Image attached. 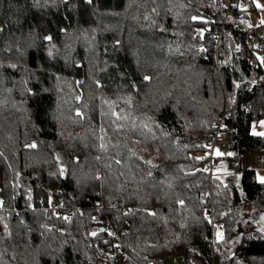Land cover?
I'll use <instances>...</instances> for the list:
<instances>
[{
    "label": "trees",
    "instance_id": "16d2710c",
    "mask_svg": "<svg viewBox=\"0 0 264 264\" xmlns=\"http://www.w3.org/2000/svg\"><path fill=\"white\" fill-rule=\"evenodd\" d=\"M231 4L0 0V264H163L210 238L264 264V183L200 170L221 127L233 160L264 151L255 9Z\"/></svg>",
    "mask_w": 264,
    "mask_h": 264
},
{
    "label": "rangeland",
    "instance_id": "374dc122",
    "mask_svg": "<svg viewBox=\"0 0 264 264\" xmlns=\"http://www.w3.org/2000/svg\"><path fill=\"white\" fill-rule=\"evenodd\" d=\"M250 13V26L256 29L258 35L262 34L264 32V9H260L259 12L252 10ZM257 132L259 136L264 137V129H258ZM231 156L226 130L221 127L213 136L210 149V159L217 165L214 175L217 177L237 175L238 171L252 169L256 173V180L264 183L262 182L264 181V151L260 154H245L239 160H233ZM174 262L175 258L169 257L163 264H174Z\"/></svg>",
    "mask_w": 264,
    "mask_h": 264
},
{
    "label": "built area",
    "instance_id": "2783aa9c",
    "mask_svg": "<svg viewBox=\"0 0 264 264\" xmlns=\"http://www.w3.org/2000/svg\"><path fill=\"white\" fill-rule=\"evenodd\" d=\"M231 1L228 0L223 3V6L226 8V15H229L230 11H232L233 7L231 6ZM252 44L255 46V48L259 51L264 52V34L256 33L252 35ZM264 122L259 121L256 123L257 127L263 126ZM220 125V123H219ZM218 131V129H217ZM208 147L206 149V152L203 154V158L205 159V162L200 166V170L206 171L210 178H212L214 175V171L217 170V165L214 164L213 161L210 159V149L212 147L213 143V136L208 138ZM207 205L203 211L206 213L207 218L211 219V200H207ZM206 203V204H207ZM113 236H117V233H112ZM209 241V245L207 249H204L203 255L201 257L198 256H190V257H181V256H173L172 258H175L174 264H180L181 262L183 264H218L217 262V255L216 250L214 248L213 239H207ZM168 258L164 259L167 260Z\"/></svg>",
    "mask_w": 264,
    "mask_h": 264
},
{
    "label": "crops",
    "instance_id": "0c3cea01",
    "mask_svg": "<svg viewBox=\"0 0 264 264\" xmlns=\"http://www.w3.org/2000/svg\"><path fill=\"white\" fill-rule=\"evenodd\" d=\"M226 1H228V0H222L223 3L226 2ZM232 1H231V3H232ZM235 1H236L237 9L240 10V11H248L250 6L254 7V9H255L254 11L255 12H259L260 9H264V0H235ZM250 14L251 13H249V21H251ZM261 120H262V122H264V116L261 117L258 121H261ZM255 124H256V122L253 123V125L251 127V132H252L253 135H258L257 134L258 133L257 130L258 129H263V128L262 127H257V125L255 126ZM250 170H252V169H250ZM166 258H168V257H166Z\"/></svg>",
    "mask_w": 264,
    "mask_h": 264
},
{
    "label": "water",
    "instance_id": "95a60500",
    "mask_svg": "<svg viewBox=\"0 0 264 264\" xmlns=\"http://www.w3.org/2000/svg\"><path fill=\"white\" fill-rule=\"evenodd\" d=\"M242 223H244V221ZM259 223H260V225L264 224V216L263 215H261V219H260ZM240 238L244 239L245 237H244V235L239 234V235L236 236V241H239Z\"/></svg>",
    "mask_w": 264,
    "mask_h": 264
},
{
    "label": "snow or ice",
    "instance_id": "6c2138e0",
    "mask_svg": "<svg viewBox=\"0 0 264 264\" xmlns=\"http://www.w3.org/2000/svg\"><path fill=\"white\" fill-rule=\"evenodd\" d=\"M262 182H264V181H262Z\"/></svg>",
    "mask_w": 264,
    "mask_h": 264
}]
</instances>
